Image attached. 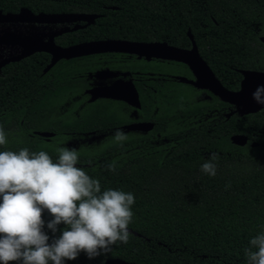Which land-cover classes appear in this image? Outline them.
<instances>
[{
    "label": "trees",
    "instance_id": "1",
    "mask_svg": "<svg viewBox=\"0 0 264 264\" xmlns=\"http://www.w3.org/2000/svg\"><path fill=\"white\" fill-rule=\"evenodd\" d=\"M20 8L34 13L101 14L94 24L65 37L72 42L119 38L188 47L189 29L200 56L230 90L239 88V70H264V44L259 39L264 36V0H0L2 12ZM46 96L43 104L55 101L49 92ZM184 99L176 97L171 110L169 143L72 148L78 153L77 167L98 179L102 192L133 194L128 228L138 235L129 232L127 244L118 241L109 252L93 258L81 251L63 264H102L109 258L133 264H248L249 240L264 233V108L226 118L222 113L228 104L216 97L212 102ZM23 104L15 96L4 105L13 108L0 110V129L7 141L0 151L43 150L55 162L58 149L66 146L28 134L49 120L51 113L15 107ZM215 107H221L220 115L211 111ZM86 118L74 122L82 124ZM237 133L247 136L245 145L232 144L229 138ZM252 141L258 145L251 147ZM212 153L217 155L215 176L201 171ZM110 164L114 171L109 170ZM42 219L50 245L65 225L58 224L53 232L47 227L53 219L49 212L43 211Z\"/></svg>",
    "mask_w": 264,
    "mask_h": 264
},
{
    "label": "flooded vegetation",
    "instance_id": "2",
    "mask_svg": "<svg viewBox=\"0 0 264 264\" xmlns=\"http://www.w3.org/2000/svg\"><path fill=\"white\" fill-rule=\"evenodd\" d=\"M93 14L101 16L99 13ZM95 20L85 27H82L85 22L79 20L54 24L0 23V34L4 29H15L47 40L55 30L77 27L55 36L54 43L69 46L85 41L119 39L93 38L72 42L65 38L69 37L68 34L77 33L94 24ZM20 26L25 27L22 30ZM20 50V46L7 42V39H0V110L13 108L4 105L17 96L24 102L23 105L15 106L17 109L51 113L49 120L31 129L28 134L40 136L45 142L59 147L72 149L79 145L119 144L114 141L117 130L127 136L124 144L169 143L172 137L167 132V124L176 97L185 98V94L193 93L195 100L212 102L216 97L221 101L209 90L197 88L188 82L195 80L196 75L190 65L182 61L138 57L125 52H102L62 58L51 64L50 55L43 51L11 60ZM203 61L212 70L207 60ZM93 89H101L107 96L91 99L90 90ZM47 92L55 97L52 104L42 103ZM184 100H190L189 94ZM33 102L40 103L31 109ZM226 108L222 113L224 115L233 110L230 104ZM220 110L221 107L211 109L216 114ZM80 116L87 118L82 124H76L74 119ZM64 119H71V122L64 123ZM41 132L51 135L42 136L39 134Z\"/></svg>",
    "mask_w": 264,
    "mask_h": 264
},
{
    "label": "clouds",
    "instance_id": "3",
    "mask_svg": "<svg viewBox=\"0 0 264 264\" xmlns=\"http://www.w3.org/2000/svg\"><path fill=\"white\" fill-rule=\"evenodd\" d=\"M256 103L264 105V86L253 93ZM127 136L117 130L114 141L123 143ZM6 135L0 129V145ZM78 153L67 147L58 149L54 162L41 150L31 153L0 151V264H63L81 251L89 258L109 252L118 241L128 243V225L132 221V193L107 189L101 191L98 179L77 167ZM216 153L201 165V171L216 175ZM114 171V165H108ZM53 217L47 227L53 232L63 223L62 234L48 244L42 231L43 210ZM248 264H264V233L249 240L245 249Z\"/></svg>",
    "mask_w": 264,
    "mask_h": 264
},
{
    "label": "water",
    "instance_id": "4",
    "mask_svg": "<svg viewBox=\"0 0 264 264\" xmlns=\"http://www.w3.org/2000/svg\"><path fill=\"white\" fill-rule=\"evenodd\" d=\"M99 17L98 14L93 13H47L38 12L33 13L27 8H20L18 12H2L0 10V23H64L69 21H84L85 27L88 24L94 22ZM74 27L73 29H76ZM62 28L53 31L47 38L42 39L35 35H26L19 30L9 31L4 29L0 34V39L18 45L21 47L20 53L11 60L22 58L30 55L33 52H47L50 55L51 64L55 60L69 59L78 56H85L102 52H125L135 54L138 57H158L169 60H178L188 63L193 69L196 75L195 80H189L193 86L201 89H207L212 94L217 96L221 101L226 102L233 106V110L225 114L228 118L232 114L243 116L251 113H256L264 108V105L258 104L253 99V93L258 87L264 86V70L255 69H241L239 70L242 78L237 90H230L226 88L214 75L209 66L203 61L200 56L197 45L193 39L190 30L188 29L186 34L190 39V47H178L168 44L165 41H131L120 39H104L79 42L69 46H60L54 43L53 38L60 35L63 32L73 30ZM260 41L264 44V36H260ZM50 64V65H51ZM187 81L185 79H182ZM94 92H98L93 94ZM92 94L91 99L99 96H107L106 92H102L101 89L90 90ZM139 106V103H138ZM42 136H49L51 134L47 132L39 133ZM232 144L243 146L247 143L248 138L244 134H232L230 136ZM257 142H250L251 147L257 146ZM78 165V164H77ZM48 212L46 209L43 210ZM129 232L135 235L138 233L128 228ZM102 264H133L126 262L120 258H109Z\"/></svg>",
    "mask_w": 264,
    "mask_h": 264
},
{
    "label": "rangeland",
    "instance_id": "5",
    "mask_svg": "<svg viewBox=\"0 0 264 264\" xmlns=\"http://www.w3.org/2000/svg\"><path fill=\"white\" fill-rule=\"evenodd\" d=\"M25 26H20V28L23 30V28H24ZM28 31H32V29L31 28H29L28 29ZM33 32H35V30L33 31ZM188 94H189V99H192L193 98V93H187V94H185L186 95V97L188 96Z\"/></svg>",
    "mask_w": 264,
    "mask_h": 264
}]
</instances>
